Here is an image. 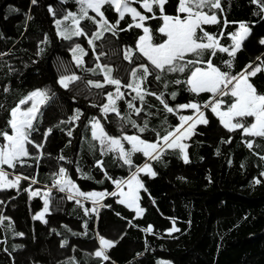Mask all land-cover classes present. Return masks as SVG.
Here are the masks:
<instances>
[{
  "label": "trees",
  "instance_id": "trees-1",
  "mask_svg": "<svg viewBox=\"0 0 264 264\" xmlns=\"http://www.w3.org/2000/svg\"><path fill=\"white\" fill-rule=\"evenodd\" d=\"M173 3L174 0L167 6L169 14L174 13ZM10 6L19 9V12L9 14ZM222 6L229 21H245L252 27V34L237 53L232 70L235 73L250 62L258 63L256 57L264 54V45L259 44V40L264 38V20L253 14L257 6L251 0H222ZM49 7L55 11V16L49 12ZM78 8L75 0H38L35 5L31 0H0V33L3 34V38H0V52L8 53L0 58V104L4 105L0 109V128L6 125V109L15 106L20 98L35 89L50 90L54 96L44 108L41 131L34 134L39 141L42 132L53 127L46 143V153H50V156H45L39 168L30 160L32 167L18 171L29 176L35 175L38 183L32 185V188L44 190L45 186L52 187L53 173L64 166L68 169V176L82 191L111 192L115 190L114 184L105 179L104 173L94 166L95 161L103 160L105 170L113 179L127 178L130 172L127 166H121L115 154L101 156L98 145L95 150H90V143H95L91 140L90 121L93 117L99 119L106 131L114 136L138 132L129 125L122 133L114 114H108L105 119L98 107H92L93 103L104 102V90L86 84L87 80H102V76L85 71L95 67L93 51L83 37H73L72 40L61 38L54 23L55 19H62L68 11L78 12ZM89 14L94 15L91 12ZM29 16L32 19H28ZM106 16L111 22L117 18L112 11L106 12ZM149 23L155 30L161 22L152 20ZM82 26L89 32L95 31V26L90 22L82 21ZM120 27H126V24L121 22ZM205 27L218 35L221 26ZM237 27L235 24L229 25L225 33L235 31ZM137 31L122 32L118 39L105 33L110 43L96 42L97 53H108L107 57H101L100 62L110 63L114 69L119 67V75L124 79H128V76L123 68L129 66L122 61L121 50L134 44ZM45 34L48 37L46 44L41 43ZM74 43H80L88 53L83 57L84 65L80 67L76 65L70 51ZM221 43L227 46L231 40L225 35ZM39 48H44L41 55H37ZM226 59H229L227 54L221 53L214 58V63L222 70H227L221 62ZM72 74L80 76L82 80L70 84L68 89L62 88L58 78ZM174 75L169 74V82ZM252 82L259 92L264 93V74H258ZM5 85L10 87L9 93L3 92ZM148 87L152 91H164L169 105L173 107L192 100L203 103L210 98L207 93L194 96L181 86L171 83L168 89L163 88V82H153ZM106 89L113 90L111 86H106ZM173 90L179 92L174 101L167 95ZM146 100L150 107H145L141 116L133 114L132 118L140 124L148 120L149 131L141 134L148 140L155 138L156 131L163 134L170 126L177 125L179 114H193L192 110H182L178 115L167 113L154 97H146ZM136 103L144 107L138 101ZM77 108L83 113L80 120L60 124L59 128L54 127L60 121H67ZM120 108L124 115L131 111L124 101L120 102ZM206 114L210 120L209 125H198L197 132L201 134L185 141L190 145L187 149L190 163L185 164L175 155H166V164L152 162L154 170L159 173L156 178L150 179L141 174L148 190L139 193L142 197L140 206L145 209L142 217H136L134 211L117 204L113 197L105 198L102 203L111 204L112 207L101 208L98 217L92 213L85 216L83 208L74 200H68L66 193L52 188L54 199L50 201V214H45L49 221L45 225L33 219L35 213L43 207L40 197L29 200L26 192L19 195L16 190L0 192V199L6 202L0 205V210L12 218L16 232L25 234L23 238L14 237L11 230L0 226V264H58L70 257H75L79 264H99L90 255L99 247L97 234L109 240H119V244L109 250L111 261L104 264H111L112 261L115 264H158V261L171 264H264V176L260 175L264 172V161L255 154L259 152L264 155V147L249 150L243 143L246 138L239 131L227 132L217 117L210 112ZM70 129L71 137L67 135ZM230 136L231 143L221 142L222 138L228 140ZM258 142L264 144V141ZM60 155L66 159L58 161ZM144 159L137 154L135 162L142 164ZM78 168L91 173L95 179H82ZM256 179L261 183L255 184ZM101 180L103 183H97ZM21 183L23 187H28V181ZM83 204L85 208L93 207L90 201H83ZM117 212L120 216L116 215ZM85 221L88 222L87 235H83L86 231L83 227ZM149 225L153 228L152 233L142 231ZM173 225L180 231L169 234L168 230ZM51 229H56L60 235ZM73 232L81 235H72ZM62 239L68 241L65 248L60 247ZM132 243L139 247L129 253ZM17 244L24 245V248L14 251L13 245Z\"/></svg>",
  "mask_w": 264,
  "mask_h": 264
},
{
  "label": "snow or ice",
  "instance_id": "snow-or-ice-1",
  "mask_svg": "<svg viewBox=\"0 0 264 264\" xmlns=\"http://www.w3.org/2000/svg\"><path fill=\"white\" fill-rule=\"evenodd\" d=\"M38 0H31L33 5ZM66 2V0H63ZM78 4V12L68 11L62 19H55L57 34L64 40H72L73 37H83L91 47L95 57V67L87 68L85 71L93 75L102 76V80H87V86L98 90L103 89L104 102L93 103L92 107H98L105 119L108 114H114L117 124L122 133L127 126L137 129L138 134H122L120 136L111 135L106 131L99 119L93 117L91 123L90 150H95L97 145L101 156L115 154L121 166H127L130 175L127 178L113 179L104 168V161L97 159L95 167L104 173L105 179L114 184L115 190L105 191H82L77 183L68 176V169L60 166L58 171L53 173L52 187L45 186L44 190L33 189L32 185L38 183L35 175H25L18 171L23 168H30L33 161L36 168H39L46 153V143L53 132V127H49L41 134L38 141L36 133L40 132L43 122L44 108L54 96L48 89H35L20 98L15 106L7 111V120L4 128H0V192L16 190L19 195L21 192L28 193L29 200L40 197L43 201V208L37 212L33 219L47 225L49 221L45 214H50V201L52 188L60 193H66L68 200L83 208L84 215L90 213L99 216L101 208H111V204L102 203L106 197L116 198L117 204L123 205L127 209L134 211L136 217H142L145 209L140 206L142 197L140 191L147 192V188L141 174L150 179L156 178L159 173L154 170L152 162L165 163L166 155H175L187 164L190 163L187 149L190 147L185 141L201 133L197 132V126H208L210 120L207 112L218 118L222 127L229 133L240 132L246 138L243 143L249 150L255 151L256 148L264 147L258 141H264V93L259 92L257 86L252 82L258 74H264V54L256 57L257 62H250L239 72H233L234 62L237 53L242 50L243 42L252 34V27L245 21H229L224 15L222 0H174V13L169 14L167 6L172 0H75ZM257 6V11L253 14L264 20V0H251ZM141 9L143 11H141ZM112 11L116 14L115 22H111L106 16V12ZM19 9L9 7V14L18 13ZM49 12L55 16V11L49 7ZM89 12L94 13L90 15ZM28 19H32L31 16ZM159 20L161 23L153 30L150 21ZM70 23H66L69 22ZM82 21L90 22L95 26V31L89 32L82 26ZM121 22L126 27H120ZM238 25L235 31L225 33L229 25ZM217 25L218 35L206 30L205 26ZM131 30L136 32V40L133 45L121 50L122 61L127 62L129 67L123 68L128 79L119 75L120 68L114 67L110 63H101V57H107L108 53L96 52L97 41L110 43L105 38V33L118 39L119 34ZM227 35L231 44L225 46L221 39ZM0 38L3 34L0 33ZM41 43H48L45 34ZM259 44L264 45V38L259 40ZM73 59L78 67L83 66V57L88 55L87 51L80 43H74L70 49ZM44 48H39L37 55H41ZM227 54L229 59L222 60V64L227 70H222L214 63V58L219 54ZM8 53L0 52V58ZM14 71V69L12 70ZM169 74H175L169 82ZM183 76V79L175 78ZM82 78L75 74L61 75L58 83L68 89L70 84L81 81ZM153 82H163V88L168 89L170 83L181 86L194 96L203 93L210 94V98L203 103L192 100L188 103L170 106L164 91H152L149 85ZM106 86H111L112 91H108ZM122 89L130 91H122ZM4 93L10 92V87L5 85ZM134 93V95H132ZM171 100H176L179 92L176 90L167 93ZM131 96L130 99H127ZM146 97H154L163 106L167 113L178 115L182 110H192V115H178L179 123L170 126L163 134L156 131L155 138L148 140L141 134L149 131L147 119L142 124L132 118V115L139 117L144 112L145 107H150ZM228 98V99H225ZM124 101L127 108L131 110L124 115L121 112L120 102ZM144 107L137 106L136 102ZM4 105L0 104V109ZM83 116L82 111L77 108L74 114L67 121H60L54 127L59 128L60 124L72 123L80 120ZM167 123V121H165ZM155 131V130H153ZM69 137L72 130L67 131ZM222 143H231L232 137L228 140L221 139ZM71 143V141H69ZM137 154L144 157L142 164H137L135 159ZM219 154V151H217ZM261 161L264 155L255 153ZM58 161L66 158L63 155L57 157ZM243 168L244 165L242 164ZM9 169L13 171H8ZM82 179L94 180L91 173L83 172L78 168ZM264 176V172L260 173ZM180 179H183L182 177ZM22 181H28V187L22 186ZM103 183V181H97ZM255 184L261 183L259 179L254 180ZM127 189V190H125ZM150 195V194H149ZM15 199V197H11ZM83 201H90L93 205L91 209L85 208ZM5 200L0 199V205H5ZM120 216V213H116ZM7 222V223H6ZM0 226L11 230L14 237H24L23 232L15 231V224L12 218L5 216L0 210ZM67 228V226H64ZM83 227L87 235L88 222L85 221ZM53 233L60 235L56 229H51ZM71 231V229H68ZM142 231L152 233L153 228L149 225ZM180 231L173 227L168 230L169 234ZM72 235H81L73 232ZM99 247L90 255L96 258L99 264L111 261L108 254L109 250L119 244V240H109L97 234ZM123 239V236H121ZM68 246L67 239L60 241V247ZM24 245H13V250L23 249ZM75 251V249H73ZM7 252V249H4ZM11 255V253H8ZM137 255H143L138 253ZM58 264H79L75 257H70L66 261ZM111 264H115L114 261ZM158 264H171V262L158 261Z\"/></svg>",
  "mask_w": 264,
  "mask_h": 264
},
{
  "label": "rangeland",
  "instance_id": "rangeland-1",
  "mask_svg": "<svg viewBox=\"0 0 264 264\" xmlns=\"http://www.w3.org/2000/svg\"><path fill=\"white\" fill-rule=\"evenodd\" d=\"M60 78V77H59ZM59 78H58V80H59ZM182 115H190V114H182ZM125 190H127V189H125ZM103 202V201H102ZM43 208V207H42ZM42 208L39 210V211H41L42 210ZM39 211H37V212H39ZM36 212V213H37ZM35 213V214H36ZM98 244H99V240H98ZM139 247V245H137V244H134V243H132V244H130V246H129V253H131L132 251H135L137 248ZM142 261V260H141Z\"/></svg>",
  "mask_w": 264,
  "mask_h": 264
}]
</instances>
